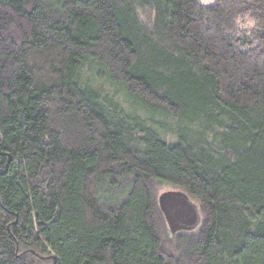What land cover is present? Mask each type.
<instances>
[{
	"label": "trees",
	"instance_id": "1",
	"mask_svg": "<svg viewBox=\"0 0 264 264\" xmlns=\"http://www.w3.org/2000/svg\"><path fill=\"white\" fill-rule=\"evenodd\" d=\"M0 264H264V0H0Z\"/></svg>",
	"mask_w": 264,
	"mask_h": 264
},
{
	"label": "water",
	"instance_id": "2",
	"mask_svg": "<svg viewBox=\"0 0 264 264\" xmlns=\"http://www.w3.org/2000/svg\"><path fill=\"white\" fill-rule=\"evenodd\" d=\"M160 205L164 214L169 219L171 228L177 229L188 223H194L195 213L190 211L189 205L191 204L187 196L180 191H169L159 197ZM189 225V226H190Z\"/></svg>",
	"mask_w": 264,
	"mask_h": 264
},
{
	"label": "rangeland",
	"instance_id": "3",
	"mask_svg": "<svg viewBox=\"0 0 264 264\" xmlns=\"http://www.w3.org/2000/svg\"><path fill=\"white\" fill-rule=\"evenodd\" d=\"M171 189L172 190H177V189H173L172 186H164V187L159 189V192L161 193V196H162L164 193H167V192L171 191ZM177 191H180V190H177ZM188 199H189V201L191 203L189 205L190 211L188 210V212L191 213V210H192L195 213V221H194V223H192V225H190L191 223H188V221H187L181 227L173 230L171 228L170 223H169V219L165 215L166 222L164 223L163 228H162V233H163L165 238L170 239L169 238L170 234L172 235V234L179 233V232H185V233L191 232L192 233V232H195L198 229V227H199V206H198V203L194 199H190V198H188ZM167 244L169 246L170 245L172 246V242L170 244L167 242Z\"/></svg>",
	"mask_w": 264,
	"mask_h": 264
}]
</instances>
